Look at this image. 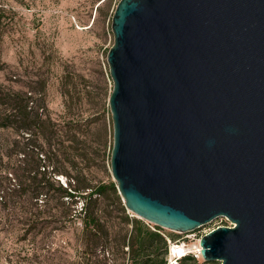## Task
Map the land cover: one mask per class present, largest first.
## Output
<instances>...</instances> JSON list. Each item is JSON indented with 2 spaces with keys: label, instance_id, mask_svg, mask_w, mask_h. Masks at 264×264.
I'll return each mask as SVG.
<instances>
[{
  "label": "water",
  "instance_id": "1",
  "mask_svg": "<svg viewBox=\"0 0 264 264\" xmlns=\"http://www.w3.org/2000/svg\"><path fill=\"white\" fill-rule=\"evenodd\" d=\"M112 31L125 206L175 232L227 216L203 259L264 264V0H119Z\"/></svg>",
  "mask_w": 264,
  "mask_h": 264
},
{
  "label": "rangeland",
  "instance_id": "2",
  "mask_svg": "<svg viewBox=\"0 0 264 264\" xmlns=\"http://www.w3.org/2000/svg\"><path fill=\"white\" fill-rule=\"evenodd\" d=\"M118 1L0 0V99L7 88L28 92L41 99L47 114L59 123H76L79 132L73 145L86 157L80 159V165L89 169L96 180L105 182L114 180L109 158L113 123L108 103L113 81L107 53L114 42L112 16ZM3 107L0 104V121ZM21 135L12 127L0 125V156L6 142L21 139ZM57 176L67 181L66 175ZM43 198L40 196L39 203ZM101 198L104 217L113 231L107 242L102 238L97 246L99 256L113 249L114 241L110 239L124 225L122 197L121 203L115 194ZM24 202L22 208L28 204ZM82 205L83 199L78 200L76 206ZM1 206L0 264H88L86 238L80 227H69L62 221L58 215L61 204L50 205L54 215H42L46 220H55L51 223L55 228L46 232L37 229L30 243L18 229V218ZM125 209L130 216L139 217ZM164 230L174 240L186 239L189 245L196 243L200 233L198 228L189 232ZM109 262L114 264L115 260Z\"/></svg>",
  "mask_w": 264,
  "mask_h": 264
},
{
  "label": "trees",
  "instance_id": "3",
  "mask_svg": "<svg viewBox=\"0 0 264 264\" xmlns=\"http://www.w3.org/2000/svg\"><path fill=\"white\" fill-rule=\"evenodd\" d=\"M0 104L4 106L0 125L22 134L21 139L7 141L0 156V205L7 214L18 218V229L24 239L30 243L35 240L37 229L46 232L55 228L51 223L56 221L46 220L42 215H54L51 206L61 204L58 215L62 221L69 227H80L86 238L88 264H109V259L115 260L114 264H168L169 239L173 241L174 237L159 225L154 224L153 228L146 220L130 216L124 204H121L124 225L110 239L114 241L113 249L108 255L99 256L97 246L102 238L107 242L113 231L100 201L101 197L115 194L121 203L116 182L96 180L89 169L80 165V159L86 157L85 153L83 156L76 152L73 145L79 132L77 124L59 123L47 114L41 99L7 88ZM112 145L113 140L109 158ZM61 173L66 175V182L57 176ZM40 196H44L42 203ZM80 199L83 205L78 208L76 203ZM23 202L28 203L26 208L21 207ZM215 263L202 261V264ZM171 264H199V261L186 254Z\"/></svg>",
  "mask_w": 264,
  "mask_h": 264
},
{
  "label": "built area",
  "instance_id": "4",
  "mask_svg": "<svg viewBox=\"0 0 264 264\" xmlns=\"http://www.w3.org/2000/svg\"><path fill=\"white\" fill-rule=\"evenodd\" d=\"M147 223L151 224V226L154 228V224L147 221ZM219 225H234L233 222L229 220L227 216H220L213 221L201 226L198 228V231L200 232L197 235L196 243L193 245H189L188 241L186 239H177V240H170L169 239V253H168V264L174 263L177 260L181 259L186 254H192L195 258L198 259L199 264H202V261H204L201 253V245H200V238L210 232L211 230L217 228Z\"/></svg>",
  "mask_w": 264,
  "mask_h": 264
}]
</instances>
